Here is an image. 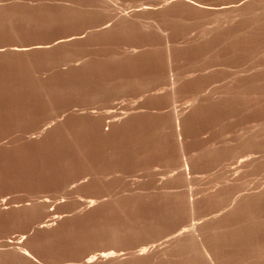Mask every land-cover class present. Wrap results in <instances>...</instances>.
<instances>
[{"label":"rangeland","instance_id":"rangeland-1","mask_svg":"<svg viewBox=\"0 0 264 264\" xmlns=\"http://www.w3.org/2000/svg\"><path fill=\"white\" fill-rule=\"evenodd\" d=\"M263 191L264 0H0V264H264Z\"/></svg>","mask_w":264,"mask_h":264},{"label":"bare ground","instance_id":"bare-ground-1","mask_svg":"<svg viewBox=\"0 0 264 264\" xmlns=\"http://www.w3.org/2000/svg\"><path fill=\"white\" fill-rule=\"evenodd\" d=\"M166 7H167V6H166ZM251 8H252V7H251ZM238 11H239V10H238ZM255 12H256V11H255ZM236 13H237V12H236ZM243 13H244V12H243ZM256 14H257V13H256ZM234 16H235V15H233V16H231V17H234ZM228 17H229V16H228ZM226 19H227V18H226ZM229 19H231V20L233 21L234 18H229ZM229 19H228V20H229ZM235 19H236V18H235ZM235 19H234V20H235ZM229 21H230V20H229ZM224 22L227 23L228 21L226 22V20H225ZM230 22H231V21H230ZM231 23H232V22H231ZM221 24H222V23H221ZM237 74H238V73H237ZM186 78H187V77H186ZM174 81H175V80H174ZM175 82H176V81H175ZM172 84H173V83H172ZM161 90H162V89H161ZM196 98H197V97H196ZM196 98H195V99H196ZM192 100H193V99H192ZM192 100H191V101H192ZM188 101H189V100H188ZM195 101H196V100H195ZM196 102H197V101H196ZM187 105H188V104H187ZM190 105H191V104H190ZM188 106H189V105H188ZM196 106H197V105H196ZM189 107H190V106H189ZM191 108L193 109V107H191ZM111 113H112V112H111ZM178 115H179V114H178ZM175 120H176V127H177V129L179 130V129H180V124L182 125V123H180V121H179L178 118H177V119L175 118ZM183 122H184V121H183ZM108 125H109V124H108ZM181 128H182V127H181ZM179 136H180V135H179ZM180 140H181V139H180ZM185 161H186V160H185ZM187 165H188V163L184 162V167H185L184 170H185V172H188V170H189ZM182 170H183V169H182ZM171 172H172V171H171ZM189 173H190V172H189ZM263 192H264V191H263ZM254 196H255V195H254ZM248 197H250V196H248ZM251 197H252V196H251ZM246 198H247V197H246ZM256 198H257V197H256ZM258 198H259V197H258ZM260 198H261V196H260ZM263 198H264V197H263ZM263 198H262V199H263ZM244 199H245V198H244ZM247 199H248V198H247ZM252 199H254V198H252ZM250 200H251V199H250ZM257 200H258V199H257ZM260 200H261V199H260ZM247 201H249V200H247ZM247 201H246V203H247ZM251 201H252V200H251ZM254 201H255V200H254ZM234 202H235V201H234ZM246 203H245V207L247 208ZM249 203H251V202H249ZM252 203H253V202H252ZM91 204H92V203H91ZM233 204H234V203H233ZM243 205H244V204H243ZM249 205H250V204H249ZM243 207H244V206H243ZM245 207H244L243 210H245ZM249 207H250V206H249ZM232 208H233V207H232ZM253 208H254V207H253ZM247 209H248V208H247ZM237 212H238V211H237ZM244 213H245V212H244ZM246 213H247V212H246ZM236 214H237V213H236ZM238 214L240 215V213H238ZM248 215H249V214H248ZM248 215H246V216H248ZM246 216H245L244 219H246ZM243 217H244V216H243ZM249 217H250V216H249ZM227 218H228V217H227ZM226 220H227V219H226ZM222 221H223V220H222ZM203 222H204V221H203ZM206 224H207V222H206ZM256 224H258V222H257ZM198 225H199V224H198ZM218 225H219V224H218ZM249 225H250V224H249ZM262 225H263V224H262ZM203 226H204V225H203ZM247 226H248V225H247ZM240 227H241V226H240ZM250 227H251V225H250ZM252 227H253V225H252ZM252 227H251V228H252ZM254 227H255V226H254ZM256 227H257V226H256ZM256 227H255V228H256ZM258 228H259V227H258ZM202 229H203V228H202ZM247 230H248V229H247ZM184 232H186V231H184ZM184 232H183V233H184ZM248 232H249V231H248ZM250 232H251V231H250ZM186 233H187V232H186ZM189 234H191V233H189ZM254 234H255V233H254ZM181 235H182V234H181ZM186 235H187V234H186ZM186 235H184V236H186ZM187 236H188V235H187ZM191 236H192V234H191ZM215 236H216V235H215ZM179 237H180V236H179ZM179 237H178V238H179ZM188 237H189V236H188ZM188 237H187V238H188ZM244 237H245V235H244ZM246 237H247V236H246ZM248 237H249V236H248ZM174 238H177V237H174ZM178 238H177V240H173V241H175V242H176V241H177V242H178V241H181V240L178 239ZM180 238H181V237H180ZM182 238H183V236H182ZM189 238H190V237H189ZM193 238H194V237H193ZM193 238H191V241L193 240ZM214 238H215V237H214ZM249 238H250V237H249ZM241 239H242V238H241ZM243 239H244V238H243ZM243 239H242V240H243ZM186 240H187V239H186ZM212 240H213V238H212ZM230 240H231V239H230ZM237 240H238V239H237ZM237 240L234 241V242H237ZM189 241H190V240H189ZM208 241H209V240H208ZM245 241H246V240H245ZM175 242H174V243H175ZM182 242H183V241H182ZM194 242H195V241L193 240V243H194ZM196 242H197V241H196ZM216 242H217V241H216ZM225 242H226V241H225ZM227 242H229V241H227ZM234 242H233V243H234ZM238 242H239V240H238ZM178 243H180V242H178ZM217 243H218V242H217ZM219 243H220V242H219ZM230 243H231V241H230ZM201 244H202V243H201ZM203 244H204V243H203ZM208 244H209V243H208ZM242 244H243V243H242ZM179 245H181V244H179ZM183 245H184V243H183ZM190 245H191V244H190ZM209 245H210V244H209ZM181 246H182V245H181ZM197 246H198V245H197ZM197 246H196V247H197ZM200 246H203V245H200ZM200 246H199V247H200ZM144 248H145V247H144ZM174 248H175V247H174ZM184 248H185V247H184ZM223 248H224V247H223ZM142 249H143V248H142ZM168 249H169V247H168ZM202 249L204 250V253L207 252V251L210 252V251L212 250V249L210 250V248H209V250H210V251H209V250H208L207 248H205V247H202ZM202 249H201V250H202ZM255 249H256V248H255ZM184 250L186 251V249H184ZM184 250H183V251H184ZM201 250H200V252L203 253V250H202V251H201ZM213 250H214V249H213ZM222 250H223V249H222ZM222 250H221V251H222ZM259 250H260V249H259ZM141 251H142V250H141ZM175 251H176V250H175ZM177 251H179V250H177ZM181 251H182V250H181ZM183 251H182V252H183ZM188 251H189V250H188ZM255 251H256V250H255ZM179 252H180V251H179ZM212 252H213V251H212ZM214 252H215V251H214ZM216 252H217V251H216ZM249 252H251V251H249ZM184 253H185V252H184ZM210 253H211V252H210ZM112 254H113L112 252H111V253H103L102 257H108V256H111ZM200 254H201V253H200ZM208 254H209V253H208ZM215 254H216V253H215ZM218 254H219V253H218ZM113 255H114V254H113ZM179 255H181V252H180ZM183 255H184V254H183ZM210 255H211V254H210ZM212 255H213V254H212ZM212 255H211V256H212ZM24 256L26 257V255H24ZM28 256H29V255H28ZM114 256H115V255H114ZM164 256H166V255H164ZM181 256H182V255H181ZM245 256H247V254H246ZM245 256H244V257H245ZM256 256H257V254H256ZM174 257H176V256H174ZM184 257H185V256H184ZM201 257H202V256H201ZM207 257H209V256H207ZM207 257H206V258H207ZM213 258H214V257H213ZM219 258H220V257H219ZM90 259H91V258H90ZM216 259H217V258H215V261H216ZM246 259H247V258H246ZM253 259H254V258H253ZM204 260H205V259H204ZM235 260H236V259H235ZM89 261H90V260H89ZM91 261H92V260H91ZM221 261H222V260H221ZM225 261H226V259H225ZM225 261H224V262H225ZM228 261H229V260H228ZM252 261H255V259L252 260ZM94 262H95V261H94ZM211 262H212V261H211ZM218 262H219V260H218ZM224 262H223V264H224ZM230 262H231V261H230ZM232 262H233V261H232ZM245 262H246V260H245ZM257 262H258V261H257ZM259 262H260V261H259ZM259 262H258V263H259ZM220 263H221V262H220ZM220 263H219V264H220ZM228 263H229V262H228ZM234 263H235V262H234ZM237 263H238V262H237ZM253 263H254V262H253ZM258 263H257V264H258ZM204 264H205V262H204ZM213 264H214V262H213ZM225 264H226V262H225ZM232 264H233V263H232ZM242 264H243V263H242Z\"/></svg>","mask_w":264,"mask_h":264}]
</instances>
